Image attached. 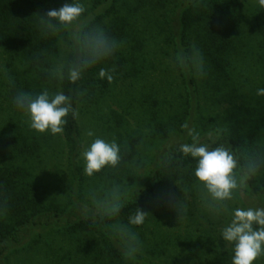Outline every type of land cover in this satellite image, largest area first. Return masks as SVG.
Instances as JSON below:
<instances>
[{"label": "rangeland", "instance_id": "1", "mask_svg": "<svg viewBox=\"0 0 264 264\" xmlns=\"http://www.w3.org/2000/svg\"><path fill=\"white\" fill-rule=\"evenodd\" d=\"M138 1L118 0L115 14L98 25L104 29L114 23L121 30L116 60L121 59L125 68L114 72L117 66L113 65L109 70L113 79L107 89L98 86L91 94L80 97L77 112L82 149L77 162L83 183L79 189L64 132L53 136L34 131L28 117L13 103V97L20 91L33 95L45 89L50 93L61 91L60 81L51 74L47 81L42 80L23 57L9 50L0 39V139L12 135L24 146L37 144L38 152L22 155L16 152L11 163L27 171V181L47 203L64 209L56 224L60 228H55L59 231L43 226L25 229L21 243H28L29 251L11 256L9 264H116L101 263L100 254L94 258L86 256L90 247L87 240L95 238L103 247L102 229L101 233L86 237L71 235L67 230L69 223L82 218L97 221L87 193L112 180L127 179L130 186H136L130 188L129 202L140 197L147 201L142 210L148 214L145 223L134 231L143 245L139 257L150 264H231L232 246L221 240V232L230 222L232 210L264 207V193L255 196L247 186L217 210L206 202V194L197 187L195 166L180 181L172 185L164 183L158 190L149 191L155 170L181 144L190 143L191 137L182 134L188 116L184 108L185 78L178 63L183 48L179 5L169 3L160 7L148 0ZM228 1L233 9L242 11L237 49L226 56L215 53L202 59L203 75L194 68L193 76L200 91L194 128L201 134V142L211 146L220 137L243 133L245 138L254 139L264 153V97L256 95L258 88H264V7L259 0ZM83 5L85 13L78 23L87 22L98 10L92 2ZM59 46L52 66L64 51L60 39ZM222 57L226 60L219 68L214 59L221 61ZM88 131L119 144L122 159L117 169L94 178L84 174L81 153L95 138L88 137ZM259 176L262 183L264 169ZM169 197L185 205L183 217L172 211ZM105 231L109 232L108 227ZM257 264H264V257Z\"/></svg>", "mask_w": 264, "mask_h": 264}, {"label": "trees", "instance_id": "2", "mask_svg": "<svg viewBox=\"0 0 264 264\" xmlns=\"http://www.w3.org/2000/svg\"><path fill=\"white\" fill-rule=\"evenodd\" d=\"M138 1V0H137ZM139 0L138 2H142ZM160 7L167 4L178 3L179 28L181 31L180 57H191L193 49L198 50L202 59L212 57L215 53L223 56L231 54L237 49L238 31L241 23L240 10L232 8L228 0H148ZM98 9L94 12L91 22L89 19L84 24L98 26L103 21L115 14L118 0H81L82 4L91 3ZM71 0H1L0 1V39L2 43L12 52L24 58L26 64L35 72H38L42 80H48L47 71L51 70L53 59L59 54L60 36L67 39L68 33L62 30L57 36L46 35L40 26V16L46 15L51 9H59ZM109 37L118 41L122 36L117 24L104 26ZM183 49V50H182ZM115 55L89 68L83 78L77 83H71L67 79L60 81L61 91L69 96L73 108L77 111L80 97L84 93L94 92L98 86L102 90L107 89L110 81L99 78L101 69L107 71L113 65L117 66L114 72L124 70L125 63L116 60ZM178 60L179 69L185 78L186 100L185 112L188 116L189 129L194 128V120L200 103V91L197 81L193 76L194 67L191 60L182 63ZM221 61L214 59L220 68ZM206 61V59H205ZM101 84V85H100ZM237 132V131H236ZM184 137L188 136V129L182 132ZM64 137L70 148V166L74 176L76 187L79 189L83 183V176L78 166V157L82 149V137L79 128L78 117L73 119L71 114L64 129ZM231 146L239 155L247 156L253 153H262L259 146L252 138H245L243 133H234L229 138L220 137L212 146ZM32 154L38 152L37 144L24 146L19 138L12 135L0 139V264H9L10 257L27 250V244H22V235L25 229L33 226H43L48 230L57 231L60 227L56 224L64 213V209L55 203H47L27 181V171L19 165L12 164L15 153ZM195 166L190 157H184L180 151H176L168 158L160 169L153 173V184L149 191L154 192L166 183L172 185L182 179V176ZM261 168L258 175L248 181V186L255 196L264 193V181L260 183ZM145 197H140L128 204L121 210L119 221L127 223L128 217L133 215L137 208L144 209ZM115 221L107 218L101 219L82 218L79 221L69 223L67 230L71 235L90 236L91 233L102 231L103 247L99 246L97 239L87 240L89 250L87 257L100 254L101 263L111 262L116 264H150L141 257L135 261H128L122 254L121 248L110 233L105 231ZM58 228V229H55ZM102 229V231H101ZM59 231V230H58ZM99 247V249H96ZM29 249V248H28ZM104 260V261H103Z\"/></svg>", "mask_w": 264, "mask_h": 264}, {"label": "clouds", "instance_id": "3", "mask_svg": "<svg viewBox=\"0 0 264 264\" xmlns=\"http://www.w3.org/2000/svg\"><path fill=\"white\" fill-rule=\"evenodd\" d=\"M259 4L264 7V0H259ZM84 13L81 0H71L58 10L51 9L46 15H39L44 34L57 36L62 30L68 33L67 39L60 37L64 51L50 70L51 77L57 81L79 82L89 68L110 59L120 47V43L109 37L103 28L78 23ZM189 60L203 75L204 64L198 50L194 48L191 57L183 54L180 57L182 63ZM99 77L113 79L110 71L105 69L100 70ZM256 95L264 97V88H258ZM13 103L28 117L30 127L41 134L62 135L69 115L73 119L79 115L71 98L62 91L50 93L45 89L35 95L20 91L13 97ZM182 127L188 129L191 142L181 144L179 151L194 161L196 185L206 194V202L217 210L232 201L235 193L246 188L248 181L264 167V153L242 157L231 146L213 147L202 143L201 134L195 128L189 129L187 123ZM208 135L211 139V133ZM87 136L95 138L81 153L84 174L94 178L109 169H117L122 159L119 144L115 140L96 137L92 131H88ZM135 187L130 186L127 179L122 182L112 180L87 193L96 215L115 221L108 230L130 262L142 255L143 245L134 228L142 226L148 214L137 208L126 224L119 222L118 217L131 198L130 188ZM169 206L177 215L184 216L186 209L181 200L169 197ZM221 240L232 246L231 264H257L264 257V207L233 209L230 222L221 232Z\"/></svg>", "mask_w": 264, "mask_h": 264}]
</instances>
